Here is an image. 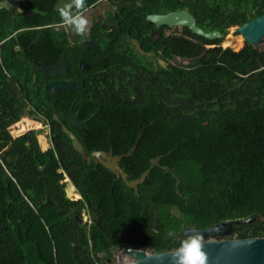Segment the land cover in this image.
<instances>
[{
    "label": "trees",
    "instance_id": "16d2710c",
    "mask_svg": "<svg viewBox=\"0 0 264 264\" xmlns=\"http://www.w3.org/2000/svg\"><path fill=\"white\" fill-rule=\"evenodd\" d=\"M61 1L21 0V14L0 9V264H104L119 249L157 254L184 248L195 243L180 235L184 228L224 222L234 223L231 238L264 237V49L246 43L239 51L205 48L222 39L211 41L184 28L187 38L170 35L148 50L157 55L161 50L158 56L166 62L187 58V70L176 65L155 70L136 55L134 65L144 72L134 98L117 89L101 94V85L111 79L91 74L93 60L80 69L77 60L87 58L78 49L68 53L65 33L52 28L97 0L79 5L76 0L68 9L58 6ZM116 1L128 5L120 6L123 20L117 17L125 28L145 34L152 26L145 21L148 13L185 9L204 32L219 31L222 37L264 14V0ZM26 27L36 29L17 32ZM59 54L67 66L62 79L89 77L98 94L84 99L80 80L73 91L50 96L43 90V81L52 77L32 61L53 67ZM17 84L21 90H14ZM33 107L63 115L64 124L75 113L86 120L87 127L77 130L87 155L110 149L125 154L142 131L135 151L119 165L128 180L150 169L137 195L92 159L84 162L51 118L48 150L36 142L34 132L41 128L31 130L24 121L14 138L8 126L25 110V119L39 123L29 118ZM58 169L68 175L78 200L67 197ZM83 210L91 218L88 230L74 217ZM252 215L256 222L238 223Z\"/></svg>",
    "mask_w": 264,
    "mask_h": 264
},
{
    "label": "flooded vegetation",
    "instance_id": "af4514ba",
    "mask_svg": "<svg viewBox=\"0 0 264 264\" xmlns=\"http://www.w3.org/2000/svg\"><path fill=\"white\" fill-rule=\"evenodd\" d=\"M3 1V0H0ZM21 0L17 1V7L22 9L19 4H20ZM107 2V4H106ZM138 4L140 5V1L138 2ZM73 5H76L73 4ZM73 5H70L69 7L65 8L68 9L70 7H72ZM120 6H123L124 8H127L128 5H126L125 3L121 5L120 1H116V0H97L95 3L91 4L90 6L86 7V9H84L82 12H79L77 14H75L74 16H72L69 20H67L64 23L61 24H56L54 25L52 28L55 31H63L65 33V38L67 40L68 43H66V47H67V52L72 54V51L74 49H78V53L79 54H84V58H87V60H83V59H78L77 60V65L80 68L79 64L80 62H84L86 64H88V66L85 69H88L90 67V63L92 62V60L95 62V66H93V70H92V75H94L95 73H101L104 74L108 79H111V81H107L106 84H102L99 91L102 94L105 89H112V90H116L117 89V93L121 95H130L131 98H134V93L138 91V87L139 85H137L140 80H141V75L144 72V69L142 71L141 67L138 66L136 68V65H134L137 61L136 59V55H138L139 57L145 58L149 60V64H152L154 66L155 69H157V66H161L159 63V60L161 59L160 56L158 55H162L161 50H159L156 54V56L154 58H151L150 53L155 54L154 51L152 50H148L150 47L153 48H157V46L154 44V46L150 45V43H166L167 38L170 35H181L186 37L183 33H184V27H167L165 25H161L159 27H155L151 22L146 20V17L149 15H161L163 13H148L145 17L146 22H148L149 24H152L151 29L148 31V34H145L141 31H138L136 29H131L129 30L128 28H125V25L121 22V20H119L117 17H119L120 19L123 20V17H121V13H120ZM5 10V9H4ZM7 11V10H6ZM23 11V10H22ZM179 11V10H178ZM7 12L9 13H13V12H17L16 10H14L13 8H10V10H8ZM84 12V13H83ZM174 12V11H172ZM19 13V12H17ZM22 13V12H21ZM19 13V14H21ZM83 13V14H82ZM80 18H83L87 21V24L84 27L83 31H77L76 30V24L73 23L74 21L79 20ZM71 21V22H70ZM70 25V27L72 28V32L69 33L67 29H65V26ZM130 27V26H128ZM36 29L35 27H26V28H20L17 29L18 31H22V30H34ZM124 29V30H122ZM156 31V35H154V32ZM83 33V35H82ZM120 34V35H119ZM81 36V39L79 40V43H73V41L75 40V37ZM156 37V39H155ZM187 38V37H186ZM189 38V37H188ZM136 41L140 47V49L142 50V54H140L136 48H135V44H133L132 42ZM86 42V48L83 46V43ZM197 43H202V42H198ZM78 45L82 48H79ZM211 46H213V44H206L205 48H211ZM89 47V48H87ZM103 56H102V55ZM63 55L59 54L57 55V63H58V59L62 58L64 60ZM34 61H36L37 63H35ZM35 64V68L36 65L39 63H43L47 66V68H53V67H49L44 61L38 62L36 59H34L32 61ZM65 62V60H64ZM99 62V64H98ZM118 62V63H116ZM121 63V64H119ZM174 63V61H173ZM132 65H134V68H132ZM66 66V64H65ZM147 66V64L145 65ZM42 73H46L47 72H42ZM100 74V75H101ZM67 75V66H66V72L64 75H60L57 77H52V79H50V77L47 78V80L43 81V85L42 88L43 90L48 93V95L50 96H54L56 94L59 93H65V92H54V93H50L47 92L46 90V85L49 83H53V82H67V81H71L74 84V89H76V81L80 80L81 83V88H82V94L84 99H87V96L91 97L93 94L97 93L99 91H94L91 89V86L89 83H87V80L90 79L89 77H85V78H81L79 74H75L76 76H73L76 81L74 79H62V77H66ZM69 75V74H68ZM35 75L32 74V79H31V83L34 84L36 82V78H33ZM70 76V75H69ZM43 80V79H42ZM11 84V81H10ZM14 90H21V88L18 86L15 87ZM73 90H69V91H73ZM66 91V92H69ZM132 93V94H129ZM52 101H55L56 105V99L53 97L50 100V104L52 105ZM52 105V106H54ZM42 108H45L44 106H42ZM58 117V120H56V123L58 124L59 129L63 132L62 127H65L69 132H71L73 134V136L79 141L80 140L78 138V130L77 128H86L87 127V123L86 120H80L78 119V113H75L73 115H70L68 123L64 124L61 119L63 118V115L60 116L55 113L52 112L51 110H47V111H41L39 109H35L31 115H29V118L31 119H35L36 121H38L41 124V128H45L46 132L49 130L50 128V124H49V120L50 118L53 119L55 121V117ZM76 116L77 122H85L86 125L84 126H74L72 123V118ZM51 130V129H50ZM66 137L68 138V136L66 135ZM69 139V138H68ZM52 143V141H51ZM71 143V142H70ZM81 144V143H80ZM82 146V145H81ZM83 147V146H82ZM111 150V149H110ZM109 150V151H110ZM93 151H102V150H93ZM91 151V152H93ZM90 152V154H91ZM105 152V151H104ZM83 153L85 154V156L83 154H79L84 162H86L88 159H92L90 157V154L87 155L86 151L83 148ZM112 153V151H111ZM126 154V153H125ZM125 154H119V155H112L113 156H122ZM122 158L120 159V161L117 162V165H120ZM96 164V163H95ZM98 164V163H97ZM122 171L124 173H126L124 171V167L119 166ZM58 172H60L64 178H68V175L58 169ZM127 179H128V175L126 173ZM121 180V178H118ZM118 179H114V181L118 180ZM122 181V180H121ZM123 182V181H122ZM75 198H71L70 200L72 201H76L78 200L80 197L76 194L74 195ZM84 216H86V211L83 210L81 212L80 218L78 216H74L75 219L82 225H84Z\"/></svg>",
    "mask_w": 264,
    "mask_h": 264
},
{
    "label": "water",
    "instance_id": "95a60500",
    "mask_svg": "<svg viewBox=\"0 0 264 264\" xmlns=\"http://www.w3.org/2000/svg\"><path fill=\"white\" fill-rule=\"evenodd\" d=\"M17 1L18 0L0 1V9L8 11L10 8H13L21 13L22 9L17 7ZM146 20L151 22L155 27L161 25L167 27H186L193 34L200 35L209 40L220 38V33L218 31L207 33L197 27L194 17L185 9L161 15H149L146 17ZM237 31L247 45L256 48L260 40L264 37V14L238 27ZM154 35H156V31ZM132 43L135 44L136 50L142 54L143 52L139 45L136 44L137 42L133 41ZM86 44V42L83 43L85 48ZM148 55L153 54L150 53ZM34 62L37 63L36 61ZM79 66L81 69H85L88 64L80 62ZM37 69L47 72L53 77L64 75L66 72L65 62L62 58L58 59V63L53 68H47L45 64L39 63L37 64ZM45 88L47 92L50 93L66 92L73 90L74 84L71 81L53 82L47 84ZM52 104H54V102H52ZM54 117L57 120V117ZM72 123L74 126L86 125L85 122H77L76 116L72 118ZM62 129L71 141L72 148L77 153L85 156L79 141L65 127H62ZM141 135L142 131H139L135 142L125 155L113 156L111 150L108 152L93 151L90 154V157L93 158L96 164L98 163L107 169L115 176V179L121 178L126 187L133 189L135 195H137V185L143 183L150 169L142 173L139 178L128 180L126 173L117 165V162L125 156H130L131 153L135 151ZM157 160L158 159H153L150 163L154 165ZM256 221L257 215H252L247 219L238 221V223L250 225ZM233 225V222H225L213 225L207 229H183L180 233L182 237L203 238V240L198 242L195 246L174 248L157 254L147 253L145 250L141 249H131L124 252L122 255L126 256L127 260L130 261L128 264H184L185 253H187V258L194 261L195 264H199L201 259H203L204 264H264V237L225 239L229 238ZM122 238H124V236H122Z\"/></svg>",
    "mask_w": 264,
    "mask_h": 264
},
{
    "label": "rangeland",
    "instance_id": "374dc122",
    "mask_svg": "<svg viewBox=\"0 0 264 264\" xmlns=\"http://www.w3.org/2000/svg\"><path fill=\"white\" fill-rule=\"evenodd\" d=\"M75 3H76V0H62L58 4V6L60 8H67L70 5H73ZM106 4H107V2H106ZM64 28L67 29L69 33L72 32V28L70 27V25L65 26ZM244 45H245V42H244L242 36L240 34H236V28L235 27H231L229 29V31H228L227 36L224 38V40L220 44V47L221 48H230L233 51H239ZM256 48L261 49V50L264 49V37L260 40V43L257 45ZM175 62H177L181 66H185L186 67V64L183 62V60H179V61L175 60ZM33 110H35L34 107H33ZM25 111H24V113L22 115H20L18 120L14 121L12 123V125L10 124L8 126V129L11 132V135L14 136V138L20 136V133L19 134L16 133L19 130L18 126H17L19 122H23L24 121V123H23L24 125L29 124L31 130L35 129L37 131L38 129L41 128L39 123H33L32 121H29V120L25 119L26 113H27ZM28 130H26V132ZM34 133H35V138H36V142H37L38 147L41 150H45L47 148V146H48V144L45 143V141L47 140V132H46L45 128H41L40 130H38L37 132H34ZM71 147H72V145H71ZM56 173L60 174V172H58V171H56ZM62 181L64 183L63 189H64L67 197H70V198L74 197L75 198V196H74L75 193L72 191V188H71V185H72L71 182L68 179H65L64 177L62 178ZM225 239H228V238H225ZM113 253L114 254H112V256H111L112 260H111L110 263H116L118 261L119 264H128V262H130L129 260H127L126 256H120L119 254H121V253H119L118 251H114ZM98 257H101V256H98Z\"/></svg>",
    "mask_w": 264,
    "mask_h": 264
},
{
    "label": "clouds",
    "instance_id": "9594fccd",
    "mask_svg": "<svg viewBox=\"0 0 264 264\" xmlns=\"http://www.w3.org/2000/svg\"><path fill=\"white\" fill-rule=\"evenodd\" d=\"M77 3H78V5L81 3V0H77ZM146 21V20H145ZM71 22V21H70ZM76 23V30L77 31H83L84 30V27H85V25L87 24V21L85 20V19H83V18H80L78 21H76L75 22ZM198 27V26H197ZM233 27H235L236 28V31H237V26H233ZM184 28H186V27H184ZM201 29V28H200ZM230 29V28H229ZM229 29H228V31H229ZM189 30V29H188ZM190 31V30H189ZM211 32H215V31H211ZM192 33V32H191ZM208 33V32H207ZM239 33V32H238ZM193 34V33H192ZM227 34H228V32H227ZM227 34L224 36V37H222L221 39V41L219 42V44H217V45H215V44H213V46L214 47H220V44L222 43V41L224 40V38L227 36ZM240 34V33H239ZM195 35H197V34H195ZM197 36H200V35H197ZM200 37H202V36H200ZM204 38V37H203ZM206 39V38H205ZM209 40V39H208ZM216 40H220V39H214V40H211V41H216ZM136 42V41H135ZM195 43H197V40H195L194 41ZM213 46H211V48H213ZM156 56V53L155 54H153V55H150V57L151 58H154ZM161 59L159 60V63H160V65H161V67H163V68H165V67H167V66H170V65H176L177 67H180L181 65H179L177 62H175V60H183V62L186 64V67L185 66H183V67H185L184 69L185 70H187L188 69V59L187 58H175V59H173V60H171V61H169V62H166V60H164L162 57H160ZM173 61H174V63H173ZM162 63V64H161ZM81 69V68H80ZM36 70L37 71H40V72H43L42 70H39V69H37V65H36ZM156 70V69H155ZM35 75V74H34ZM33 78H36V75L33 77ZM52 102H54V104H55V101H52ZM54 104H52V105H54ZM57 120H58V117H57ZM55 122H56V119H55ZM65 134V133H64ZM66 135V134H65ZM50 141H51V136H50V128H49V130L47 131V140L45 141V143L46 144H48V146H47V148L45 149V150H41V151H46V150H48L50 147H53V145H52V143H50ZM71 142V141H70ZM79 154V153H78ZM66 179H68L69 181H70V179H69V177L68 178H66ZM71 182V181H70ZM62 184H64L63 183V181H62ZM72 184V183H71ZM71 188H72V191L75 193V195L77 194L78 195V193L76 192V189L74 188V186L73 185H71ZM79 196V195H78ZM69 199H71L70 197H68ZM84 225L86 226V228H87V230H88V228H89V226H90V224H91V218H90V216L88 215V213H86V216H84ZM225 223V222H224ZM186 228H190V227H186ZM185 229V228H184ZM196 229H198V228H196ZM181 233V232H180ZM181 235V234H180ZM231 235L232 234H230V236H229V238L228 239H232L231 238ZM233 238H235V236H233ZM195 239V243L194 244H189V245H187L186 247H190V246H192V245H196L199 241H202L203 240V238H194ZM193 246V247H194ZM131 249H134V248H127L125 251L124 250H122V249H119V250H115V251H118L119 253H121V254H119L120 256H123L122 254L124 253V252H126V251H128V250H131ZM121 250V251H120ZM142 250V249H141ZM147 253H150V252H148V251H146ZM114 254V253H113ZM152 254V253H151ZM111 257L106 261V263H104V264H119L118 263V261L116 262V263H110L111 262ZM184 264H195V262L194 261H192L191 259H189V258H187V253H185V257H184ZM199 264H204V262H203V259H201L200 261H199Z\"/></svg>",
    "mask_w": 264,
    "mask_h": 264
},
{
    "label": "bare ground",
    "instance_id": "6f19581e",
    "mask_svg": "<svg viewBox=\"0 0 264 264\" xmlns=\"http://www.w3.org/2000/svg\"><path fill=\"white\" fill-rule=\"evenodd\" d=\"M219 32V31H218ZM220 33V32H219ZM222 37V35H221V33H220V38ZM229 37V36H228ZM220 38H218V39H220ZM83 148V147H82Z\"/></svg>",
    "mask_w": 264,
    "mask_h": 264
},
{
    "label": "crops",
    "instance_id": "0c3cea01",
    "mask_svg": "<svg viewBox=\"0 0 264 264\" xmlns=\"http://www.w3.org/2000/svg\"><path fill=\"white\" fill-rule=\"evenodd\" d=\"M221 38H222V37H221ZM221 38H220V39H221Z\"/></svg>",
    "mask_w": 264,
    "mask_h": 264
}]
</instances>
